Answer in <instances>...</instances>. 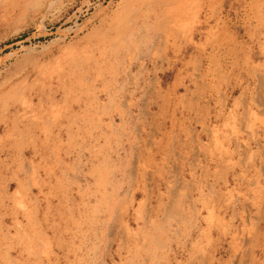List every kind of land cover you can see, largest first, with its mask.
Listing matches in <instances>:
<instances>
[{
  "label": "rangeland",
  "instance_id": "rangeland-1",
  "mask_svg": "<svg viewBox=\"0 0 264 264\" xmlns=\"http://www.w3.org/2000/svg\"><path fill=\"white\" fill-rule=\"evenodd\" d=\"M259 75L264 0H0V264H264Z\"/></svg>",
  "mask_w": 264,
  "mask_h": 264
},
{
  "label": "bare ground",
  "instance_id": "bare-ground-1",
  "mask_svg": "<svg viewBox=\"0 0 264 264\" xmlns=\"http://www.w3.org/2000/svg\"><path fill=\"white\" fill-rule=\"evenodd\" d=\"M163 3V2H162ZM195 6V5H194ZM162 7V6H161ZM160 9V8H159ZM140 10V9H139ZM144 10V9H143ZM122 15V14H121ZM141 17V16H140ZM127 22V21H126ZM134 23V22H133ZM138 23V22H137ZM139 24V23H138ZM137 24V25H138ZM147 24V23H146ZM122 26V25H121ZM190 26V22L189 23H185L184 25H181L180 27H181V30H180V32L182 33L184 30H189L190 28H191V26ZM134 28V27H133ZM126 34H128V33H126ZM180 34V33H179ZM159 37V36H158ZM136 41V40H135ZM137 42V41H136ZM89 48V47H88ZM93 48V47H92ZM102 48V47H101ZM133 49V48H132ZM133 53V52H132ZM75 55V54H74ZM77 55V54H76ZM108 55V54H107ZM131 55V54H130ZM75 57V56H74ZM127 62V61H126ZM93 63H95V62H93ZM258 81H259V85H260V87H261V89L260 90H264V77L262 76V75H259L258 76ZM6 89V88H5ZM59 89V88H58ZM65 89V88H64ZM15 90V89H14ZM2 91V90H1ZM261 102L263 101V99H264V94L261 96ZM31 102V101H30ZM29 102V103H30ZM17 111V110H16ZM15 111V112H16ZM27 111V110H26ZM262 113H260L262 116H264V110H262L261 111ZM24 120V119H23ZM32 120V119H31ZM262 122H264V118H262ZM8 124V123H7ZM262 141V140H261ZM198 144V143H197ZM180 183V182H179ZM176 186V185H175ZM178 187V186H177ZM178 189V188H177ZM176 194V193H175ZM187 196V195H186ZM133 197V196H132ZM131 197V198H132ZM151 198H152V196H151ZM173 198V197H172ZM174 201L173 202H171V204L170 205H168L167 206V208H166V210H165V212H166V216H169L170 214H172V215H175L177 218H179L180 217V214H181V211H180V206H179V197H178V195H176V196H174ZM191 198V197H190ZM189 198V199H190ZM116 201V200H115ZM150 202V201H149ZM136 203V202H135ZM128 204V203H127ZM151 204V203H150ZM149 205V204H148ZM119 207H121V206H119ZM134 207V206H133ZM116 209V208H115ZM128 210V209H127ZM123 211H125V209L124 210H120V209H118L117 210V217H116V220H115V222H114V224H115V227H118V228H121V233H123V235H124V240L126 241V240H128V238H127V236H128V229H127V227H126V225L124 226L123 225V223H122V218L121 217H123ZM155 213V212H154ZM128 215V214H127ZM126 215V216H127ZM164 216H165V214H164ZM149 217V216H148ZM163 218V217H162ZM164 218H166V217H164ZM149 221H150V219L148 218V222H146V224H145V228L148 226H150V225H152V224H150L149 223ZM164 221V220H163ZM162 223V222H161ZM163 228V227H162ZM139 236V235H138ZM142 236V235H141ZM134 239L136 240V237H134ZM161 241V243H162V240L160 239V235H158V234H156L155 235V242H157V243H160V241ZM140 243V242H139ZM132 245V244H131ZM134 247V246H133ZM134 250V249H133ZM135 251V250H134ZM130 258V257H129ZM132 260V259H131Z\"/></svg>",
  "mask_w": 264,
  "mask_h": 264
}]
</instances>
